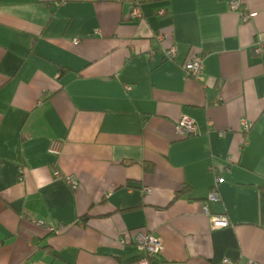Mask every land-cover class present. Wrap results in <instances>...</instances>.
<instances>
[{"label":"crops","instance_id":"1","mask_svg":"<svg viewBox=\"0 0 264 264\" xmlns=\"http://www.w3.org/2000/svg\"><path fill=\"white\" fill-rule=\"evenodd\" d=\"M239 1L0 0V264H140L142 230L151 264L264 262V0Z\"/></svg>","mask_w":264,"mask_h":264},{"label":"built area","instance_id":"2","mask_svg":"<svg viewBox=\"0 0 264 264\" xmlns=\"http://www.w3.org/2000/svg\"><path fill=\"white\" fill-rule=\"evenodd\" d=\"M231 8L236 11H241V4L239 0H229ZM242 17L244 20H248L251 16L248 12H241ZM132 17L137 18L141 17V11L138 6H135L132 10ZM158 39L162 40L163 35L159 34ZM77 42V41H76ZM254 49L257 53H262L264 49V43L257 42L254 46ZM177 53V46H172L170 48H167L164 50V58L166 59H173ZM183 70L187 77L194 78L199 82L204 81L205 79V60L203 56L201 55H194L190 60H188L184 66ZM129 89L130 86H127ZM251 127V124L249 122H244L243 130L247 131ZM177 132L182 137H188L190 135H194L198 133V124L195 120L192 118H189L187 116H183L176 125ZM50 151L53 153L58 154L60 152V146L57 142H53ZM55 175H59V172L56 171ZM221 181V178H217L216 180V186ZM72 184L74 187H76L77 181L72 180ZM150 191L149 189H146V192ZM209 198L211 200H217L219 198V194L217 189L215 188L210 192ZM205 209H208V205L206 204ZM214 226L215 227H223L228 225V220L226 217L223 216H215L214 218ZM51 230H55L53 226H50ZM135 241L139 246H141L144 251L145 255L140 260V264H151V259L156 257L158 254L162 252L163 249V240L160 236L148 232L145 230L139 231L135 236ZM119 242L121 244H126V239L124 237L119 238ZM224 264H264V262H259L252 259H247L245 261H234L232 259L226 258L224 260Z\"/></svg>","mask_w":264,"mask_h":264},{"label":"trees","instance_id":"3","mask_svg":"<svg viewBox=\"0 0 264 264\" xmlns=\"http://www.w3.org/2000/svg\"><path fill=\"white\" fill-rule=\"evenodd\" d=\"M65 70H62V73H64ZM144 167L146 170L151 171L153 170V164L152 163H144ZM262 189H264V185L262 186ZM86 217H84L83 219L85 220Z\"/></svg>","mask_w":264,"mask_h":264}]
</instances>
